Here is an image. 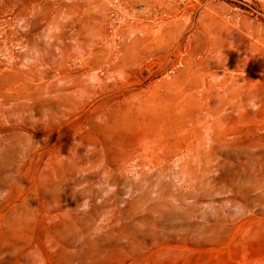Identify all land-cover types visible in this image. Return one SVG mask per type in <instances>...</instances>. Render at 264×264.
Wrapping results in <instances>:
<instances>
[{
  "label": "rangeland",
  "instance_id": "obj_1",
  "mask_svg": "<svg viewBox=\"0 0 264 264\" xmlns=\"http://www.w3.org/2000/svg\"><path fill=\"white\" fill-rule=\"evenodd\" d=\"M0 264H264V0H0Z\"/></svg>",
  "mask_w": 264,
  "mask_h": 264
},
{
  "label": "clouds",
  "instance_id": "obj_2",
  "mask_svg": "<svg viewBox=\"0 0 264 264\" xmlns=\"http://www.w3.org/2000/svg\"><path fill=\"white\" fill-rule=\"evenodd\" d=\"M249 105L254 107V103L252 101L249 102Z\"/></svg>",
  "mask_w": 264,
  "mask_h": 264
}]
</instances>
